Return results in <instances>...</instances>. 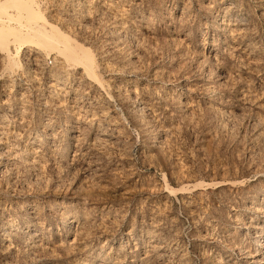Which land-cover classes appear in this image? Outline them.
Segmentation results:
<instances>
[{"label": "rangeland", "instance_id": "rangeland-1", "mask_svg": "<svg viewBox=\"0 0 264 264\" xmlns=\"http://www.w3.org/2000/svg\"><path fill=\"white\" fill-rule=\"evenodd\" d=\"M35 1L94 72L0 47V264H264V0Z\"/></svg>", "mask_w": 264, "mask_h": 264}, {"label": "bare ground", "instance_id": "bare-ground-1", "mask_svg": "<svg viewBox=\"0 0 264 264\" xmlns=\"http://www.w3.org/2000/svg\"><path fill=\"white\" fill-rule=\"evenodd\" d=\"M35 45L41 47L46 54L55 51L63 61L84 68L89 77L94 72L89 49L52 24L37 1L0 0V47L6 53L9 64L18 66L19 53L23 47L29 52V48Z\"/></svg>", "mask_w": 264, "mask_h": 264}, {"label": "built area", "instance_id": "built-area-1", "mask_svg": "<svg viewBox=\"0 0 264 264\" xmlns=\"http://www.w3.org/2000/svg\"><path fill=\"white\" fill-rule=\"evenodd\" d=\"M53 63H52V60H48L47 62H46V66H51Z\"/></svg>", "mask_w": 264, "mask_h": 264}]
</instances>
